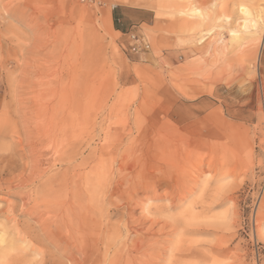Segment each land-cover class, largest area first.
Segmentation results:
<instances>
[{
	"label": "rangeland",
	"instance_id": "rangeland-1",
	"mask_svg": "<svg viewBox=\"0 0 264 264\" xmlns=\"http://www.w3.org/2000/svg\"><path fill=\"white\" fill-rule=\"evenodd\" d=\"M128 1L0 0V264H264V0Z\"/></svg>",
	"mask_w": 264,
	"mask_h": 264
},
{
	"label": "bare ground",
	"instance_id": "bare-ground-1",
	"mask_svg": "<svg viewBox=\"0 0 264 264\" xmlns=\"http://www.w3.org/2000/svg\"><path fill=\"white\" fill-rule=\"evenodd\" d=\"M123 2H129L128 0H122ZM134 1V0H133ZM133 3V2H132ZM240 10V9H239ZM194 11L195 12H200V9L198 8H194ZM241 12L248 16V18L246 19H243L242 21V24H241V28L244 30V31H247L248 32V27H253L255 30H257V32H259V40L258 42L256 41V43H258V49H257V52H256V59L258 60L260 58V55H261V50H262V46H263V36H264V22L262 23V25L260 27L257 26V22L258 20H260V17H258L257 19H253V18H250L249 17V12L248 10H246L244 7L241 8ZM196 13V14H197ZM199 14V13H198ZM197 14V15H198ZM202 15V13H200ZM199 14V15H200ZM204 19V17H203ZM202 19V20H203ZM202 23V21H201ZM199 24V23H198ZM230 36H232L233 38L231 39H239V31L238 30H235V29H230ZM91 37L96 39L98 37V33H97V30L96 28H92V31H91ZM258 62V61H257ZM191 207V206H190ZM184 214V213H183ZM140 234V233H139Z\"/></svg>",
	"mask_w": 264,
	"mask_h": 264
},
{
	"label": "crops",
	"instance_id": "crops-1",
	"mask_svg": "<svg viewBox=\"0 0 264 264\" xmlns=\"http://www.w3.org/2000/svg\"><path fill=\"white\" fill-rule=\"evenodd\" d=\"M132 15H133V13L122 12V15L119 16L117 18V20L120 21L121 24H125L126 23L127 24L126 29H129L131 27V29H135L134 30L135 32H141L142 25L143 24L148 25L147 19L143 16V18L138 20L136 18H133ZM128 26H129V28H128ZM263 43H264V41H263ZM262 48H263V46H262ZM263 55H264V52H263ZM263 58H264V56H263Z\"/></svg>",
	"mask_w": 264,
	"mask_h": 264
},
{
	"label": "built area",
	"instance_id": "built-area-1",
	"mask_svg": "<svg viewBox=\"0 0 264 264\" xmlns=\"http://www.w3.org/2000/svg\"><path fill=\"white\" fill-rule=\"evenodd\" d=\"M135 42L133 44L130 45V48L132 51L134 52H139L143 49H148L149 48V44L148 43H144V42H138L139 40L137 37H134Z\"/></svg>",
	"mask_w": 264,
	"mask_h": 264
}]
</instances>
